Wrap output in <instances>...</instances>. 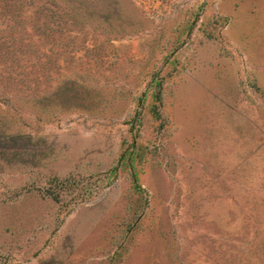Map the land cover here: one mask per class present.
Masks as SVG:
<instances>
[{
    "label": "rangeland",
    "instance_id": "1",
    "mask_svg": "<svg viewBox=\"0 0 264 264\" xmlns=\"http://www.w3.org/2000/svg\"><path fill=\"white\" fill-rule=\"evenodd\" d=\"M0 0V264H264V0Z\"/></svg>",
    "mask_w": 264,
    "mask_h": 264
},
{
    "label": "trees",
    "instance_id": "2",
    "mask_svg": "<svg viewBox=\"0 0 264 264\" xmlns=\"http://www.w3.org/2000/svg\"><path fill=\"white\" fill-rule=\"evenodd\" d=\"M114 6H113V10L114 11H117V2H116V0H109ZM0 143H1V141H0Z\"/></svg>",
    "mask_w": 264,
    "mask_h": 264
}]
</instances>
